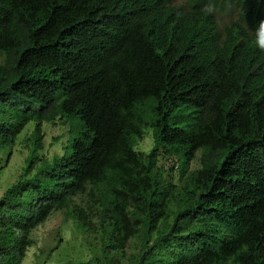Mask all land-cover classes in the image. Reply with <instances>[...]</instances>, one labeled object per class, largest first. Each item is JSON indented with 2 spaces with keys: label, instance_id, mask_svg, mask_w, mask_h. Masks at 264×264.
<instances>
[{
  "label": "trees",
  "instance_id": "trees-1",
  "mask_svg": "<svg viewBox=\"0 0 264 264\" xmlns=\"http://www.w3.org/2000/svg\"><path fill=\"white\" fill-rule=\"evenodd\" d=\"M261 22L264 0H0V173L35 125L0 198V264L58 213L97 253L67 264H264Z\"/></svg>",
  "mask_w": 264,
  "mask_h": 264
},
{
  "label": "rangeland",
  "instance_id": "rangeland-1",
  "mask_svg": "<svg viewBox=\"0 0 264 264\" xmlns=\"http://www.w3.org/2000/svg\"><path fill=\"white\" fill-rule=\"evenodd\" d=\"M186 0H174V4H185ZM222 25H227L237 19L238 10L225 6L217 11ZM34 124H30L25 132L16 141L12 156L6 169L0 173V198L7 189L17 181L29 157L32 146ZM43 145L39 154L46 159L53 160L56 155H62L70 137V129L63 121L56 124L42 126ZM146 135L138 142L136 150L149 153L153 147V139ZM8 152H10L8 150ZM199 162H192L191 168L195 169ZM87 234L81 232L76 224L67 221L63 213L52 216L49 221L34 234L36 245L29 249L23 264H67L69 262H88L97 255L94 247L86 242Z\"/></svg>",
  "mask_w": 264,
  "mask_h": 264
},
{
  "label": "clouds",
  "instance_id": "clouds-1",
  "mask_svg": "<svg viewBox=\"0 0 264 264\" xmlns=\"http://www.w3.org/2000/svg\"><path fill=\"white\" fill-rule=\"evenodd\" d=\"M234 8V7H232ZM222 9V6L219 5L217 10H216V14H217V11ZM218 18H219V15L217 14ZM220 19V18H219ZM221 21V20H220ZM234 22V21H232ZM257 35L258 36H264V22H261L260 25L258 26L257 28ZM257 46L261 49V50H264V39H258L257 40Z\"/></svg>",
  "mask_w": 264,
  "mask_h": 264
}]
</instances>
